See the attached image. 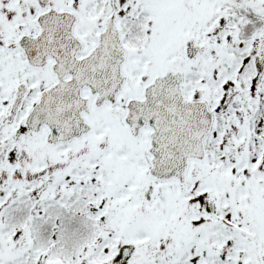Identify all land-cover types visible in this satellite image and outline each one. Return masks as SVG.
<instances>
[{"label": "snow or ice", "instance_id": "snow-or-ice-1", "mask_svg": "<svg viewBox=\"0 0 264 264\" xmlns=\"http://www.w3.org/2000/svg\"><path fill=\"white\" fill-rule=\"evenodd\" d=\"M0 264H264V0H0Z\"/></svg>", "mask_w": 264, "mask_h": 264}]
</instances>
